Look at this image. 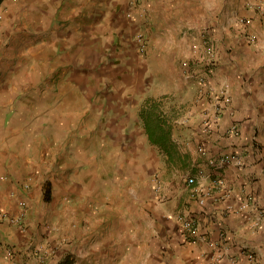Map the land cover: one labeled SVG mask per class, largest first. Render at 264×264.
Instances as JSON below:
<instances>
[{
	"label": "crops",
	"instance_id": "0c3cea01",
	"mask_svg": "<svg viewBox=\"0 0 264 264\" xmlns=\"http://www.w3.org/2000/svg\"><path fill=\"white\" fill-rule=\"evenodd\" d=\"M248 1L142 0L145 62L162 67L164 92L150 70L148 80L123 78L88 105L74 103L73 64L93 48L104 60L105 42L86 34L104 36L110 1L0 0V205L16 215L23 203L27 212L23 233L0 219V264H264V21L255 15L250 41L237 21L254 15ZM204 41L217 66L186 125L202 142L209 125L208 162L197 156L193 170L205 204L178 181L157 201L137 202L135 188L126 199L105 183L106 159L90 150L88 122L78 126L73 113L95 108L101 122L127 127L124 115L140 100L172 92L166 79L196 94L189 75L169 65L197 56ZM4 177L31 178L29 193ZM179 214L195 222L189 239Z\"/></svg>",
	"mask_w": 264,
	"mask_h": 264
},
{
	"label": "rangeland",
	"instance_id": "374dc122",
	"mask_svg": "<svg viewBox=\"0 0 264 264\" xmlns=\"http://www.w3.org/2000/svg\"><path fill=\"white\" fill-rule=\"evenodd\" d=\"M108 1L110 2L107 3L108 5L106 4L105 8L106 29L104 36L101 37L100 32L96 33V31L85 33L90 41L96 40L98 37L101 42H105L106 55L102 63L97 62L96 48L89 49L86 52L87 62L73 64L74 103L81 101L88 105L97 104L99 100L97 93L101 90L112 89L114 85L118 86L123 78L127 79L129 83L135 76L145 77L148 80L150 70L155 79L154 86L159 91H163V84L159 81L162 67L153 64L152 69H149L145 62L148 48L144 52L140 51L136 39L139 32L144 33L148 44L149 34L146 30L148 26L143 22L146 15L137 21L130 19L126 16L127 12L132 11L129 0ZM244 8L254 14L244 17L251 20L250 25L244 27L240 23V19L237 21L246 28L249 40L255 42L257 35L251 30L255 25V22H252L256 18L259 19L258 17L264 21V0H249L244 4ZM258 14L259 16L256 17L255 15ZM208 45L204 41L198 51L199 54H196L197 56L184 57L176 64L169 65L174 74L180 71L189 75V79L195 82L198 90L196 94H193L191 90L176 89L173 81L166 79V82L169 81L167 87L169 86L172 92L140 100L135 113L130 111L124 115L127 127H119L118 122H113L114 120L110 116L101 122L99 112L95 108H90L87 113L74 111V121H78V126L88 122L90 127L88 133L92 137L89 145L90 150L94 151L96 155L103 154L106 159L105 183L112 181L115 187L118 186L119 190L122 189L126 199L129 196V189L132 188L137 190V202H141V204L145 201L159 200L166 186L172 182L178 181L183 184V188L188 189V177L194 176L193 170L200 168L197 165L196 157L198 156L203 163L207 164L209 149L206 140L208 139L209 125L203 127L202 132L197 134L206 138L202 142L195 137L193 132L196 131L186 125V121L189 119L188 112L195 106L197 100L207 95L208 91L205 90L208 89L211 75L217 66L215 62L217 50L215 46L209 45L212 47L211 53H209ZM76 91L82 94L78 96ZM148 100L153 102L146 104ZM203 116V120L209 121L210 116L207 111ZM146 120L157 127V133H160L158 135L162 133L159 127H163L168 132L169 141L172 144L169 152L148 140L144 128ZM203 123L205 122L203 121ZM73 143L74 148L75 146L77 148L76 140ZM194 160L196 163L192 166ZM109 171H114L113 176ZM13 178L14 181H21V178ZM45 193L48 198L49 192Z\"/></svg>",
	"mask_w": 264,
	"mask_h": 264
},
{
	"label": "built area",
	"instance_id": "2783aa9c",
	"mask_svg": "<svg viewBox=\"0 0 264 264\" xmlns=\"http://www.w3.org/2000/svg\"><path fill=\"white\" fill-rule=\"evenodd\" d=\"M130 7L132 11H129L126 13V16L130 19L139 20L142 19L146 15V11L143 7H141L142 0H129ZM240 23L245 27L249 26L251 23L250 19L242 18L240 19ZM253 37V36H251ZM136 39L138 40V46L140 51L144 52L147 48V40L144 35V33L139 32L136 36ZM207 47V46H206ZM209 48H207V51L209 53L211 50V46L208 45ZM232 132H236L237 129L233 127L231 129ZM205 154V151L203 152ZM222 163H228V157H222L221 159ZM5 179H11L13 182H16L18 184V190L21 191L24 195L28 194L31 189V178L27 177L24 179H21V181H14V179L10 177H4ZM213 185H217L220 182L219 181H213ZM187 186L191 193V196L200 204H205V196L197 197V181L194 176L188 177L187 179ZM16 196V192L11 193ZM26 209L23 203H21L20 212L16 215L11 214L9 211L5 210L0 205V219L6 221L9 225L14 226L18 232L23 233L26 231V226L24 225L25 217H26ZM176 222L179 225L180 229L182 230V233L185 234L186 239H189L190 236L195 232V222L192 218L185 217L182 214H179L176 217Z\"/></svg>",
	"mask_w": 264,
	"mask_h": 264
},
{
	"label": "trees",
	"instance_id": "16d2710c",
	"mask_svg": "<svg viewBox=\"0 0 264 264\" xmlns=\"http://www.w3.org/2000/svg\"><path fill=\"white\" fill-rule=\"evenodd\" d=\"M153 102L152 100L146 101L147 103ZM151 114V113H149ZM142 117H145V115H142ZM144 128L148 136V140L152 144H156L161 146L163 149L167 150L169 152V148L172 146L171 142L169 141L168 132L163 128L159 127L160 130H162L161 135H158L160 133H157V127L154 125H151L150 121L144 122Z\"/></svg>",
	"mask_w": 264,
	"mask_h": 264
}]
</instances>
